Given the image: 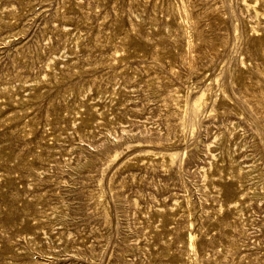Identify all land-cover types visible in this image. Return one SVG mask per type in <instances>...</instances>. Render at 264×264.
I'll return each mask as SVG.
<instances>
[{
    "label": "rangeland",
    "instance_id": "rangeland-1",
    "mask_svg": "<svg viewBox=\"0 0 264 264\" xmlns=\"http://www.w3.org/2000/svg\"><path fill=\"white\" fill-rule=\"evenodd\" d=\"M0 264H264V0H0Z\"/></svg>",
    "mask_w": 264,
    "mask_h": 264
}]
</instances>
